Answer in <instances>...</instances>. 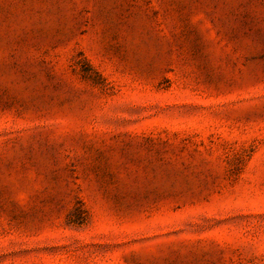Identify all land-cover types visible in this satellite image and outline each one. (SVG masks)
Returning <instances> with one entry per match:
<instances>
[{"label":"rangeland","instance_id":"obj_1","mask_svg":"<svg viewBox=\"0 0 264 264\" xmlns=\"http://www.w3.org/2000/svg\"><path fill=\"white\" fill-rule=\"evenodd\" d=\"M0 264H264V0H0Z\"/></svg>","mask_w":264,"mask_h":264}]
</instances>
